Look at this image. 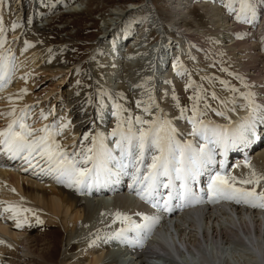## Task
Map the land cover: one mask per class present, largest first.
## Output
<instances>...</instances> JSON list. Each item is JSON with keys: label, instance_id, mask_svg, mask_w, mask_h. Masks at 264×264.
<instances>
[{"label": "bare ground", "instance_id": "1", "mask_svg": "<svg viewBox=\"0 0 264 264\" xmlns=\"http://www.w3.org/2000/svg\"><path fill=\"white\" fill-rule=\"evenodd\" d=\"M15 1L19 2L20 0ZM244 1L245 0H228L227 4H229V7L237 8V5H239V3L242 4ZM212 2L214 3V1ZM248 3L252 7H249ZM241 6L244 9L250 8V10L248 14L245 15V18L241 15L233 17V20L230 18L231 25H233L231 29L234 31L235 42L233 43L234 46L229 50L232 52L238 49L237 51L239 52L237 53L240 54L237 58L235 57V60H238L236 64H239V58L243 57L241 61L243 67H247V69L252 72L251 75L246 76L249 80H262L263 85L258 84V86L260 93L264 97V66H261V63L264 61V0H248ZM213 7H215V5ZM213 7L211 6L207 10L212 18L217 16L215 13L217 9ZM132 9H134V7ZM20 10L21 8L14 10L16 19L13 20L12 24L14 23L15 28L21 26ZM111 12L115 14L118 10L114 8ZM121 16L122 14L119 13L116 14L114 18L112 14L103 18L108 20V25L104 27L102 34H108L106 39L102 40V42L109 47L116 45L118 40L125 35L131 34V29L127 24L129 25V22L131 23L134 17H131L132 19H124V21H122V27H113L117 25L116 21L120 19ZM221 17L223 19V16ZM242 18H244V24L239 27L238 24L242 23ZM19 19L20 22L18 23ZM256 19H258V22L261 20L258 29L255 28ZM105 20L103 24H105ZM219 20L221 23H227V21L222 22L220 17ZM1 22L0 20V28ZM225 24L221 29L218 31L216 30L217 36L220 37V35L229 31L230 27ZM246 24H249V26H244ZM110 27H113V29L108 32ZM159 29L161 30V28ZM1 35L2 33L0 31V36ZM17 36H19L18 33L13 35V42ZM189 36L190 39L198 43L195 44L190 42L188 44L192 51L196 49L198 45L200 47L205 46L203 40L200 41V36ZM33 38H36V41L32 43L25 42L21 38L22 41L15 43L14 47L0 56V58L7 59L8 66L12 64L15 68H19V70L22 71L16 75L19 76V78L8 76L6 80L0 83V120L3 119L5 121L8 117H13L18 112L17 117L23 114L25 116V122L35 129L43 128L45 125L50 127L49 123H52V126L55 128H57V123L59 125H67L71 131L67 132L66 136H63V132L65 131L64 127L61 134L56 136L55 139L67 153L73 154L80 152L85 147L91 145V138L94 137L97 130L101 128L100 125H96V119L91 104L95 96L90 91H84L82 84L78 82L79 80L76 81L72 79V82L74 81V84L71 86L72 88L69 87L62 90L61 88L63 86H69L71 84L64 83V77L66 75L63 73L61 75H64V77L61 78L60 81L53 82L50 78H46V76L49 75H51L52 78L60 77L61 75L58 74L57 71L62 70L64 61L57 57L59 50L54 49V51L51 52L50 50L52 49L42 48L41 46H43V44L41 41L37 40L38 37L34 35ZM261 41H263L262 54L260 53ZM136 43L137 42H134L135 45ZM135 50H137L136 46ZM152 50L153 48H151L149 53L143 51L142 54H139L137 57L134 55L132 56L134 60H145V57L150 55ZM229 50L225 51V53H228ZM209 52L210 49L207 47L204 49L202 48L200 51L198 50V53L202 56L206 54V56H208ZM216 52H218V50H216ZM225 53L224 55H227ZM234 54L235 51H233L231 55H228L233 57L232 59L234 60ZM110 58L113 60L115 57L110 56ZM39 61L42 62L39 63ZM131 61H133V59ZM158 61L161 65L156 66L157 72L167 60L165 61V58L159 57ZM256 61L259 62L261 71H259L258 68L259 64H255ZM36 62H38V66L33 67ZM118 62L119 59L116 57L112 62V70L109 71L108 75L104 78L105 80L103 83L108 88L113 87V77L119 70L118 65L120 64H118ZM234 65L231 63V66ZM123 67L124 66H122V68ZM235 68H237V66ZM25 74L27 78H24ZM76 74L77 70L72 74V78H74ZM39 75L43 76L42 79H40L41 81H49L47 87L46 85L45 87L41 86V82H35ZM10 78L12 79L10 80ZM85 78L87 77L85 76ZM240 78L242 80L243 76ZM66 80L68 81V79ZM7 86H11L12 88L9 90ZM37 86L39 89H46L44 93L46 99L42 102V105H45L46 109L44 110L45 107H42L40 109V111H42L40 115L37 114L38 112H36L37 115L33 114L32 108L33 101L39 94ZM232 89L236 91H232ZM81 90L82 92H79ZM229 92L230 96H228L227 99L228 103L224 104L221 102V110H225L228 104L238 108L239 112H237V114L239 116L237 117V121L239 122V118L240 121L244 118L240 116V114L249 113V109L243 105V103L245 104L248 102L247 98L249 92L243 89V87L234 85L230 82ZM108 93L111 94L110 92ZM150 94L153 96L152 90ZM102 95L105 96L104 93H102ZM163 95L166 101H168L170 97L173 98L170 90H164ZM104 96L103 98L99 97L100 103H102L101 100H104ZM241 102L242 104H240ZM60 106L64 108V112H60L57 117L55 114H53V116L50 110H56ZM182 106H186V103H182ZM13 110H15V114L8 115V113ZM27 115L28 118H26ZM50 115H52L51 118H49ZM185 115L187 114L185 113ZM164 116H167L172 126L177 129L179 139H189V136L185 134L189 132L192 126L183 118L181 112L175 115L169 109H166L162 111L159 117L161 118ZM231 116L232 115L226 116L223 119L225 120L224 122L220 121L214 123L224 125L226 121H230ZM43 117H46V119ZM59 117H61V119L57 122ZM209 118L211 119V117ZM3 124H0V128ZM105 128V126H102V129ZM37 135H40V133H37ZM85 137L89 139H85ZM239 146L240 145H238V147ZM241 148L247 149L248 145H242ZM236 150L235 147H232L233 152ZM232 155L233 156H229L230 161L240 157L237 153ZM253 156L254 158L252 157L248 164H246L247 160L242 163L237 162L233 168H230L232 170H230L229 173H226V171L222 172L216 165L215 167L217 170L215 173L210 172V177L219 173L234 189H243L245 191L254 190L256 193L255 196L241 199V201L237 203L235 199H227L215 195L209 202L211 206L209 209L196 207L186 212H181L179 215H176V212V214L172 216H170V213H167V216L171 218L167 222H161L155 229L153 235L150 237L144 236V242L136 244L137 240L143 237V234L138 230L134 231L136 234L139 233L137 235V240L129 241L128 245L130 248L139 251L141 256H133L136 259L131 258L129 260H127L128 256H126L125 252H121V254L117 255L118 253L115 251H118V249L111 250L112 252L107 251L109 246L92 235L88 236L87 241L80 246L72 238V236H80L86 233L87 228L94 227L97 224L98 221H94L95 219L92 212L98 210L100 205L104 207V212L99 214V219H106V222L102 223L105 229L104 235L111 236L113 230L118 227V225L123 223L128 224L130 222V220L124 221L118 219L116 214L120 213L121 216L131 217L130 210L141 202V198L137 194L133 197L132 193L121 192L120 188L115 190L120 184L119 180H117V183L114 185L113 192L116 194H113L112 199L99 198L100 200L97 199L98 201H96L95 198H93L92 200H85L79 197L84 187H68L65 184L58 183L57 180H54L55 174H53L50 181L44 179L41 183V178L38 176L33 175L36 179L33 181L31 177L26 178L13 169H0V177L2 181L5 182L0 185L2 189L0 193L2 198H0V200H7L4 201L5 205L2 208L4 210L5 208H10L9 210L11 211H5V213L10 217L11 220L9 223L12 224L10 227L11 229L0 225V264H19L20 262L21 264H28L29 262L31 264H264V207L260 206L264 205V199L259 198L260 194L264 193V150L259 153L255 152ZM223 164L224 158L220 160L219 167ZM212 165H215V163ZM7 166L11 165L8 164ZM209 168L205 170L204 173H206ZM39 171L41 170L39 169ZM244 180L258 181V183H242ZM222 186L226 187V185ZM228 191L231 192L232 189H228ZM105 199H109L111 202H104ZM253 205L256 206L254 207ZM170 210H172V207ZM170 210H168V212H170ZM137 222L138 219L134 223H129V226L133 227ZM17 224H19L20 227H17ZM102 248H106L107 250H100ZM164 258L167 259V262H165L166 259ZM18 261L20 262L17 263Z\"/></svg>", "mask_w": 264, "mask_h": 264}, {"label": "snow or ice", "instance_id": "2", "mask_svg": "<svg viewBox=\"0 0 264 264\" xmlns=\"http://www.w3.org/2000/svg\"><path fill=\"white\" fill-rule=\"evenodd\" d=\"M0 31L3 29L0 28ZM9 70L7 59L0 58V81L8 77ZM251 95L249 94L248 102L244 105L249 109L248 117L237 123L230 122L228 125H218L211 120H205L204 117L209 110L222 117L226 114L212 109L210 104H205L201 108V102L205 100L202 95L190 97L193 100L192 115H185L188 109L181 110L183 118L192 126L191 131L185 134L192 138L188 140L179 139L177 129L166 118L146 120L143 116L131 114L125 117L122 113L128 110L122 105H116L117 111L113 115L117 116L118 123L108 134L115 138L112 140L113 146L109 147L106 142L108 136L98 134L91 138L90 146L73 154L67 153L55 139L67 125H58L56 129L45 125L43 128L35 129L25 122V116L22 114L4 129H0V152H6L14 159L20 158L30 168L40 166L42 161L44 166L41 167V171L55 174L57 182L68 187L91 188L93 184L99 185L122 174L131 175L132 187L135 188L137 195L145 202L154 201V207L160 206L157 198L162 195L161 189H169L168 198L163 204L167 210L173 198L192 197V182L215 163L218 148L226 151L230 147L247 144L250 136L255 137L257 124H264V106H258L251 99ZM211 99L219 100V97L213 92ZM222 103L227 104L228 101ZM142 104L143 102L138 101L137 107H141ZM143 111L150 113L151 109L144 106ZM14 114L15 110L8 113ZM242 183L251 184L258 181L244 180ZM209 188L215 195L235 199L237 203L241 199L256 195L254 190L234 189L219 173L212 177ZM228 189L232 191L229 192ZM259 198L264 199V193H261ZM116 215L118 219L130 220V217L121 216L120 213ZM144 219L149 222L137 224L135 228L150 231L155 221L150 217ZM17 227L20 225L17 224ZM123 231L125 230L117 233V236L122 235Z\"/></svg>", "mask_w": 264, "mask_h": 264}, {"label": "rangeland", "instance_id": "3", "mask_svg": "<svg viewBox=\"0 0 264 264\" xmlns=\"http://www.w3.org/2000/svg\"><path fill=\"white\" fill-rule=\"evenodd\" d=\"M26 1L27 0H21L19 2H16L15 0H0V15H1L0 20L2 21L1 22V28L3 29V31H1L2 35L0 36V46L4 49L10 47V45L12 44L13 35H15L17 33L20 34V32L23 29V33H21V36L20 35L17 36V38L14 40V44L17 42H20L22 40H24L25 42L36 41L35 40L36 38H33V36L36 35V37H38L37 40L41 41L43 44V46H41L42 48L52 49V50H50L51 52H53L54 49L59 50L57 53V57L60 60L64 61V66H63L62 70L57 71V73L60 75L63 73L66 76L64 77V75H61L60 77H53L52 78V76L49 75V76H46V78H50V80H52L53 82H56L58 80L60 81V79L63 77H64V81L66 79H68V81L66 80L65 82L69 83V84L71 83V84L69 86H63L61 88L62 90L67 89L74 84V82H72V79L76 80V81L79 80L78 82L82 81L83 83H87L89 86H90V81H89L90 75H94L99 80L103 79V76L98 71L99 64H102V60H101L102 57L100 56V54H96V55L92 56L89 60H87L86 58L89 54V51L97 44L96 39L102 34V31H104V27H106L108 25V23H107L108 20L107 19L105 20L103 18H106V17L110 16L111 14L113 15V18H114V16L116 14L128 13L125 16L122 15L121 18L116 21L118 24L119 21L122 22L126 18L132 19L134 17L132 19V20H134L138 15L140 17H144L146 12H147L146 5H148L151 8V4H152L153 7L155 8V12H156L155 18H157V21L155 23L157 24V27L159 26V28H161L162 24H164V25L168 24V26L172 25V27L175 25V28H177V29H178V27L181 29V26L184 27L185 33H187L189 35L190 34L191 35H193V34L199 35L201 33V34L207 36L209 38V40L215 41L219 47L221 46L222 49L224 48L223 53H222V55H224L225 51H228L230 48L233 47V45H232L233 40H231V38H232L231 34L229 31L228 32L226 31V33H223L219 37V36H217L216 32L219 29H221L223 27V25L225 24L223 21H225V22L227 21V23L225 25L228 27L231 26V28H232V25L228 21V17H227L228 15H232V13L236 12L237 13L236 15H241L242 17L245 18V15H247L248 11L250 10V8L244 9L241 6L245 3V1L247 2L248 0H245L242 4L239 3V5H237V8L234 10H229V7L226 5L228 0H216V1L212 0V1H214V3L212 1H209V0H199L197 2H194L195 0H28L29 1L28 6H27V4L24 5V3H26ZM55 1H58V2L55 4L54 3ZM225 1H226V3H225ZM192 2H194V3L192 4ZM70 3H73V5L68 6ZM19 4L23 5V8L25 9L24 14H26V12L28 11V13H27L28 18H32V20H33V23L28 25L29 28H26L27 30L25 28H19V27L15 28L14 23L12 24L13 20L16 18L14 10L19 9ZM22 5H21V8H22ZM214 5H215V7H213ZM248 5H249V7H252L249 3H248ZM73 6L76 10L73 8ZM211 6L213 8L217 9V11L215 12L217 14V16H215L213 18L210 16L209 11H207L209 9V7H211ZM133 7H134V9H132ZM114 8L118 10V12L115 14L111 12ZM181 9H184V10H181ZM174 11H178V12H174ZM61 13H63V14H61ZM21 14H22V9H21ZM53 14H56V15L58 14L60 16L59 19H56V18L52 19L51 17L53 16ZM221 16H223L224 20L222 19ZM219 17L223 23H221V21L219 20ZM233 17L234 16L231 17V20H233ZM244 18L242 19L243 24H244ZM104 20L106 21L105 24H103ZM132 20H131V22H132ZM140 20L141 19H139L138 21H140ZM260 21L258 22V19H256L255 23L258 24V23H260ZM244 26L248 27L249 24H246ZM143 27L145 28L146 25H144ZM159 28H158V30H160ZM140 29H142V28H140ZM170 29L172 30V28H170ZM31 33H32V35H31ZM162 33H163V35H167V36L173 35V33L169 30V27H165V26L162 27ZM209 34H211V35H209ZM155 37H157V33H155L153 35V38H155ZM194 37H196V36H194ZM21 38H22V40H21ZM202 40L203 39L200 38V41H202ZM263 41H261V43H263ZM203 42L205 45L204 40H203ZM174 43L176 44V42H174ZM206 47L208 49H211L208 46H206ZM206 47L205 46L200 47L198 45L197 48L192 51V49L188 46V49L190 52H195L196 54L201 55L200 53H198V50L200 51V50H202V48L204 49ZM216 50H219V49L216 48ZM216 50L215 49L213 50V55L216 52ZM237 50L238 49L233 50V51H235L234 60H235V57L237 58V56L240 54V53H237V52H239ZM233 51L230 52V50H229L228 53H225V54H227L225 56H228L227 58L230 59V57H231L230 55H231V53H233ZM209 53H208L207 57L210 59L213 55L211 53L209 55ZM218 53H219V51H218ZM228 54H230V55H228ZM206 55H204L203 57H205ZM241 55H243V54H241ZM241 55H240V57H241ZM146 58H148V55L145 57V60H146ZM232 58L233 57H231V59H230L231 63L233 65L234 64L237 65L238 63L236 64V62H238V60H235V62L233 63L234 60ZM209 59L204 58L203 62H201V61L196 62L191 57H188V59L187 58L185 59L186 75L190 76V71H192L194 73V75L190 76L191 78L189 80L184 81V83L182 85V89L186 88V87L188 88V85H190L191 83H196V85L201 86V88L203 89V92L206 93L208 95V97L210 98L211 93H212L210 91V87L213 86L216 88V93L219 96L218 101H220V102L227 101L228 96H230L229 95L230 94L229 86H228L227 93L224 94V96L226 98L220 99L224 96L221 93V91H218V88L214 84L211 83V79H213V82L216 83L217 85H222V86H224V84H223L224 79L222 77L223 80H221V79L219 80V78H216L215 75L211 74L212 71H216V68H215V65H212V68L209 67V65H210ZM240 59L243 60V57ZM145 60L144 59H136L135 60L137 62L136 64H135V62H132V61L124 63L122 66H124L123 70H125V71L119 72V77H126V78H129L131 81H134L137 78V76L135 73H133V71H135L136 73H140L143 66H145ZM41 62L42 61H39V63H41ZM224 62L228 63L229 61H228V59L225 58ZM10 65H12V64H10ZM235 65H234V67H236ZM241 65H243V64H241ZM36 66H38V62H36L33 65V67H36ZM76 70H77V74L74 75V78H75L74 79V78H72V76H73L72 74H74V72ZM85 70H87L88 79L85 78V76H86V74L84 73ZM111 70H110L109 65H103L102 66V73L103 74L108 73ZM21 72L22 71L19 70V73H21ZM225 72H228V71H225ZM225 72H223V73H225ZM146 73L143 76H145ZM174 73H175V70L169 69V70L163 71L161 76H167V78L170 80ZM148 74L151 77L154 76L153 78H155V75H153V73L148 72ZM143 76H141V77H143ZM146 76L148 77V75H146ZM225 76L226 75L224 74V77ZM241 76H242V73L240 74V77ZM42 77L43 76L39 75L37 80H35V82H41V86L45 87V85H46V87H47V84L49 81H46V82L41 81L40 79H42ZM228 77L230 79H234V78L230 77L229 75H228ZM14 78H19V76H16ZM11 79L12 78H10V80ZM239 79H241V78H239ZM104 80L105 79H103V81ZM234 80H237V79H234ZM117 82H118V84H117L118 88L121 90H124V85H123L124 83L122 84L120 81H117ZM221 82H223V83H221ZM228 82L233 83L235 85V83L232 81H228ZM8 87L9 86H7V88ZM164 87L169 88L167 84H164ZM11 88L12 87L10 86L8 89L10 90ZM6 90H4V91H6ZM45 90H46L45 88L44 89H41V88L39 89V87L37 88V91H39L40 93L41 92L43 93ZM165 91H167V90H165ZM184 91H187V90H184ZM79 92H82V90ZM163 92L164 91H162V94H163ZM44 98H45V96L40 95V98H38L37 101L39 102V101L43 100ZM170 100H174V98L170 97L168 101H170ZM101 102H104V100H101ZM184 102L186 103V106L190 104V100H185V101H183V103ZM170 103H174V105H175L176 102L174 100V101H170ZM129 104H130V100L125 99L123 101V105L125 106V108H128ZM245 104L243 103V105H245ZM35 106H38V103H36ZM170 108H171V106H170ZM59 111L64 112L63 109H61V106L58 109V112ZM37 112H41V111L37 110ZM58 112L55 113L56 117L60 114V112L59 113ZM114 112L115 111H112L113 121L116 120V118H117L116 115H113ZM40 114H38V115H40ZM132 114L134 115L137 113L133 112ZM138 116H140V115H138ZM262 149L264 150V147L260 148V150H257L256 152L259 153L260 151H263ZM253 158H254V156H253ZM4 225L9 227V228L12 226V224H10V223H6ZM19 262L20 261H18L17 263H19ZM19 264H21V262ZM28 264H31V263L29 262Z\"/></svg>", "mask_w": 264, "mask_h": 264}]
</instances>
